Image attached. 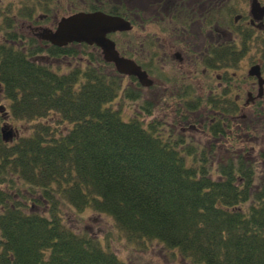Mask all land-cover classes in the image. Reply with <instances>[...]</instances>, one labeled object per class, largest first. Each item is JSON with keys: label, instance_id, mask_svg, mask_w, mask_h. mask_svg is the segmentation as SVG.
I'll use <instances>...</instances> for the list:
<instances>
[{"label": "trees", "instance_id": "16d2710c", "mask_svg": "<svg viewBox=\"0 0 264 264\" xmlns=\"http://www.w3.org/2000/svg\"><path fill=\"white\" fill-rule=\"evenodd\" d=\"M2 25L0 264H124L72 229L67 207L108 215L129 241L186 264H264V173L251 147L219 153L231 137L218 118L207 145L188 136L197 104L145 120L156 108L146 100L125 117L116 101L141 96L89 46H41ZM58 58L77 60L55 70ZM6 120L20 128L5 136Z\"/></svg>", "mask_w": 264, "mask_h": 264}, {"label": "flooded vegetation", "instance_id": "af4514ba", "mask_svg": "<svg viewBox=\"0 0 264 264\" xmlns=\"http://www.w3.org/2000/svg\"><path fill=\"white\" fill-rule=\"evenodd\" d=\"M79 2L83 8L70 11ZM0 8L1 24L27 26L28 36L41 46L49 44L37 38L38 29L55 28L67 15L59 13L63 8L126 19L136 26L135 41H127L126 49L116 46L151 80L143 86L130 77L135 93L152 89L153 104H197L189 113L198 115L199 124L187 129L208 135L218 118L235 139L247 112L264 116V0H23V6L0 0ZM89 48L102 59L98 47Z\"/></svg>", "mask_w": 264, "mask_h": 264}, {"label": "rangeland", "instance_id": "374dc122", "mask_svg": "<svg viewBox=\"0 0 264 264\" xmlns=\"http://www.w3.org/2000/svg\"><path fill=\"white\" fill-rule=\"evenodd\" d=\"M11 0H4V4H7ZM17 2L18 0H12ZM83 8L81 2L77 4L76 7L72 8V10H80ZM63 8L60 14H68L70 12ZM71 13V12H70ZM0 24V28H5V25ZM19 34L23 36H28V29L27 26L22 25H15L14 28ZM136 36V26L127 33H116L111 38H113L120 49H126V42L131 40L135 41ZM133 49V47H131ZM125 51V50H124ZM134 51V49H133ZM133 53V52H132ZM77 60V58H76ZM74 59L69 58H58L52 59L50 62L52 63V67L55 70H66L68 67L69 62L72 61L74 64L76 62ZM122 85L126 89H132L131 92H136V87L134 80L130 77H122ZM153 90L144 88L141 94V100H131V99H123L118 103L116 101L115 106L116 108L122 107L123 115L125 117L132 116L137 111L138 104L146 101L152 100ZM7 104L4 99H0V105L3 107ZM156 108L153 109L152 115L144 117L145 120L152 119L155 116H162L163 114H167L170 117L173 115V110L171 104H155ZM154 115V116H153ZM145 116V115H143ZM190 116L189 121L193 123L194 120L198 119L197 114H189ZM248 119V120H247ZM198 120L195 122L197 124ZM5 123L8 125L7 127L2 124V129L5 127L6 131L8 127L12 129V127H19V124L10 125L6 120ZM240 134H238L237 140L234 141V138L223 139V143H217L218 147L221 149L219 153L226 155V151L230 150H238L239 147L242 145H247L253 153L254 158L256 159L255 166L257 171L259 170L260 173H264V157L259 158V153L264 152V116L260 117H253L248 112L246 113V119L240 120ZM250 130V134H246V129ZM200 132V133H199ZM252 132V133H251ZM188 136L195 137L196 141L201 142L203 145L206 144L209 140V136L205 135L207 133H202L200 130H190L186 131ZM241 145V146H240ZM253 150V151H252ZM225 151V153H224ZM65 218L67 219V223L69 226L76 230V231H85L87 234L91 235L92 237L99 238L101 241L104 242V245H107L109 249L116 254V256L124 262V264H186L182 261L179 255H174L170 250L164 248V246L160 245L158 242H149L148 245L143 246L139 245L138 243H134L129 241L125 234L119 231L115 224L113 223V219L105 214L99 215L91 210H86L83 213H77L75 211L70 210L68 207L64 210Z\"/></svg>", "mask_w": 264, "mask_h": 264}, {"label": "water", "instance_id": "95a60500", "mask_svg": "<svg viewBox=\"0 0 264 264\" xmlns=\"http://www.w3.org/2000/svg\"><path fill=\"white\" fill-rule=\"evenodd\" d=\"M132 25L120 16L102 11L76 12L64 15L56 22L55 28L40 27L36 36L41 41L63 47L72 43L95 45L101 51L104 62L112 64L121 75L135 77L143 86L151 85V80L135 60L120 55L109 34L127 32Z\"/></svg>", "mask_w": 264, "mask_h": 264}]
</instances>
